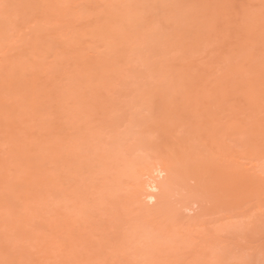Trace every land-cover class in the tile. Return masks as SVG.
Instances as JSON below:
<instances>
[{
  "label": "rangeland",
  "instance_id": "1",
  "mask_svg": "<svg viewBox=\"0 0 264 264\" xmlns=\"http://www.w3.org/2000/svg\"><path fill=\"white\" fill-rule=\"evenodd\" d=\"M179 1L0 0V264H264V125L261 126L264 124V79L260 78H264V71L261 70L264 67V42L254 44L255 48L251 47L254 54L250 45L248 49L244 48L243 53L235 49L231 56L228 53L231 45L229 41L234 43L238 38L235 31L239 30L238 26L246 19L248 23H252L257 20L258 15L259 20L264 23V0H231L236 3L233 5L237 9L227 0L226 5L232 8L224 10L228 11V16L223 13L227 19L220 18L226 23L221 21L222 24L218 25H214L215 19L209 21L210 18L205 17L213 15V10H210V14L206 11L203 16L205 22L206 19L207 23L213 22L206 29V38L211 36L212 41L216 39L214 46L212 41L209 43L211 42L218 55L211 51L208 57L212 59L213 54L218 57L214 62L223 68L224 76L220 72L221 68L220 71H211L213 74H209L208 69L205 72L196 65L199 60L195 58L199 55L201 61L205 56L203 51L206 50L204 46L207 43L204 42V50L200 51L203 56L198 54L197 57H192L197 62H191L198 70H202L195 68L189 72L184 57L181 63L185 65L183 77L178 74L184 70V65L183 69L177 68L178 70L175 68L177 66H173L178 64L177 57L183 55H177L179 51L172 54L171 49L181 51L179 48L182 43L179 45V41L184 36L180 37V33L178 38L173 35L179 40L175 43L176 38L172 36V42H175L171 43L168 41L169 32L177 33V30L183 29L191 35L196 29L200 31L205 27L198 30L199 26H194L195 22L190 23L192 27L188 25L195 21V15L192 14L196 13L194 6L197 4L192 5L191 2L195 4V1L189 0L193 7L188 5V0ZM204 2L206 1L199 0L198 4V7L202 6V11ZM243 2L249 7L247 18L241 9ZM169 3L174 5L168 7L166 4ZM209 3L216 7V2ZM176 5L177 10L174 7ZM181 5L186 8L189 6L188 9L192 10L181 9ZM173 7L175 12L173 11L172 16L177 14L174 23L170 19L173 23L170 24L174 29L183 23L184 26L181 25L182 28L177 27L174 31L170 24L169 27L164 23V33L169 28L166 30L169 44L165 45V41V46H161L165 35H158L161 38L158 42L160 45L157 46L159 39L155 36L154 32L157 31L154 28L161 25L160 22L165 18L164 10L169 11L170 8L172 11ZM224 7L222 6V10ZM183 9L191 13H188L189 16H193L192 21H189L188 15L185 16L188 24L184 22V18L183 21L179 20L185 15ZM177 11L180 12L179 15ZM217 11L219 12L218 9ZM196 17L199 25L201 22L198 23L197 20L201 16L198 18L197 13ZM222 26L223 36L221 33L218 36ZM203 30L200 31L201 34ZM201 34L195 35L196 40L189 35L188 41L193 42V45L198 44ZM206 38L203 40L208 42ZM262 38L264 39L263 35ZM224 42H227L226 46H223ZM174 43L180 47L175 48ZM217 43L220 51L218 48L216 50ZM170 44L172 48H168V51L171 53L165 49ZM157 47L164 49L159 50ZM184 47L182 46L184 55L190 56L191 51L187 54ZM153 51L164 57L161 58L160 54L159 58L155 57ZM167 52L173 55V59L176 56L174 64L173 61L169 65L165 64L167 61L164 58L170 56ZM248 53L250 56H247ZM234 54L237 56L234 57ZM223 55L225 58L220 57ZM154 59L161 60L157 63L162 65V69L156 62L157 67L154 63L151 64ZM219 59L224 62H218ZM235 60L236 63L233 64ZM231 61L232 64H229ZM203 65V68L209 66ZM189 66L192 67L191 64ZM238 66L240 73H243L241 66L244 67L245 79L235 73L239 72ZM225 67L228 68L224 71ZM158 68L167 75L163 76L164 73L159 72ZM258 68V72L263 73L254 81V73H257ZM204 72L209 74L207 78ZM216 72H220L221 76ZM189 73L193 76L188 77ZM184 75L192 78V83H186ZM180 76L184 79L183 85L179 81ZM229 78L232 82L233 78L240 79L244 85L236 81L240 87L236 84V88L231 84L230 88L232 86L234 89L229 93ZM223 81L224 85L222 83L221 86ZM205 83H212L216 94L218 90L219 95L229 93L225 95L229 99H225L223 94V99L220 98L222 102L216 99L221 108L218 103V106L214 104L216 101L212 98L218 94L213 93L211 84L204 85L207 88L205 92L211 93L209 90L212 89L214 96L211 98L209 94H201L200 91L203 93L204 88L198 91L199 94L211 99L202 97V100L194 102L200 96L196 94L198 84ZM245 84L247 88H244ZM169 85L172 88L175 86L173 96L168 93L172 90ZM166 87L170 89L165 90ZM188 89L191 95H188ZM185 96L189 100L187 106ZM166 97L168 102L167 99L164 100ZM163 100L165 104H162ZM208 100L215 102L210 104L211 101ZM190 102L194 103L192 106L201 104L202 107L191 112L192 109L189 110L188 107ZM245 102L250 103L251 106H248L251 109L246 107ZM227 104L234 108H222H227ZM256 105L262 107L259 108L261 111H255ZM215 106L224 112L223 115L239 112L231 114L232 118L227 119V115L225 118L227 121L232 119L233 125L237 124L233 130L238 129L240 132H232L234 138L225 140L226 135L223 139L220 137L219 142L221 139L226 144L223 146L227 148L226 152L230 150L233 155L236 151L235 168L239 167L242 172L250 173L254 179L263 181L260 190L247 187L234 201L229 200L230 197L221 198L212 177L204 176L206 172L210 174V168L219 160L217 156L221 151L216 155L217 151L213 152V149L211 154L214 155L208 154L205 151L207 145H204L203 151L211 155L205 156L198 149L201 146L197 147L198 142L201 140L199 144L204 143V137L210 136L220 124L217 122L221 120L217 118L222 116L218 115L221 111L215 112ZM195 111L199 119L194 118ZM249 112L250 115L247 116ZM212 114L215 116L213 123L210 122ZM203 117L205 121L202 120ZM249 118H253L255 125L250 124L252 120ZM206 119L211 123L209 128L216 124L211 132V129L205 127L208 124L203 123H207ZM159 123L170 124L169 126L172 124V127L176 123L175 126L179 127L174 128L177 130L175 134L172 131L173 134L164 135L165 130L163 133L159 132L163 128L157 129ZM204 127L210 133L200 134L199 132L205 131ZM215 138L212 140L214 143L211 141L208 144L219 146L218 137ZM152 142L158 149L149 148ZM164 144H172L168 146L172 149L163 146ZM174 145L178 150L183 149L189 157L187 159L185 156L188 165L183 170L181 167L180 174H174L176 180L172 175L174 182L172 179L168 182L167 168L164 167L165 171L162 167L163 161L167 162L171 157L173 159L168 163L173 160L178 162V156L177 159L173 156L175 154L171 156L177 150ZM227 145L231 147L228 148ZM162 146L164 149L168 148L170 152L166 149L165 152L170 154L165 156ZM222 152L224 154L225 150ZM231 158L224 155L220 158L221 163L232 161ZM149 184L152 185V190ZM216 196L220 198L217 199ZM224 199L229 204L223 202Z\"/></svg>",
  "mask_w": 264,
  "mask_h": 264
},
{
  "label": "bare ground",
  "instance_id": "2",
  "mask_svg": "<svg viewBox=\"0 0 264 264\" xmlns=\"http://www.w3.org/2000/svg\"><path fill=\"white\" fill-rule=\"evenodd\" d=\"M176 1H177V0H176ZM178 1H179V0H178ZM185 1H186V0H185ZM185 1H184V2L182 1V2L185 3ZM194 1H195V4H193V1H191V2H192V5H196V4H197L196 7L194 6V9L196 8V9H195V12H196V13H195V14H192L193 16L195 15V16H194L195 21H194V20L192 21L193 16H189V14H191V13L186 12V10L188 9V7L190 6V4H189V0H188V2H187L188 5H189L187 8H186L184 5H183L184 7L181 5V6H182V7H180L181 9H182V8H186V10L183 9V11L185 10V11H184V14H185V15L182 14V16H183V15H184V16H183V17H180L181 19H179V18H178V19L181 20V21H183V18H184V19H185L184 22H185V23L187 22V24H188L189 21H192V22H189L188 25H190V23L195 22L194 26H196V25L199 26V29H198V30H200V28H201L202 26H203V28L205 27L204 30H203L202 28H201V30H200V31L203 30L202 34H201L200 31H196L197 29H196V30L194 29L195 32H198V33H197L198 35H197V34H195V35H197V36H199V34L202 35V36H201V37H202L201 40L199 39L200 37H199L198 40H197V41L199 42L198 44L193 45V44H194L193 42H189V41H188V40H190V39H189L190 37H194L193 39L196 40L197 37H195V35H194L195 32H193V33L190 35L189 33H185V30L180 29V30H182L183 32H182V31L180 32V30H177V33H176V32H175V33L171 32V33H173L172 35H171V33L168 31L169 34H170V36H169V34L166 33V32H167L166 30H168L169 28H167V29L165 28V29H166V30H165V33H166V34L164 33L163 28L166 27V24H168V26H169L170 23H172V22L174 23V17H175V15H176L177 13H175L174 17H173L172 15H173V13L175 12V11H174V10H175L174 7H176V10L178 9L177 5L173 7V10H172V11H170V8H169V11H170V12H169L168 10H164V11H165V12H164L165 14H163V15H164L165 18L163 19V21H166V22H163V21L160 22L161 25L158 24V26L154 28V29L157 31V32H154V33L157 34V35L155 34V36H157V38H158V35H165V37H166V36H167V37L169 36V37H168V41L170 40L171 43L175 42V41L172 42V40H174L173 37L176 36V37L178 38V37H179L178 34L180 33V34H181L180 37H181V36H182V37L184 36L185 39H184V38H180V39H181V40H180L181 42L179 41V45H180L181 43H182V44H181V48H179L180 46H178V45L175 44V43H178L177 41H178L179 39L177 40V38L174 37V38H176V39H175L176 42L174 43V45H175L174 47L176 48V46H178V48L181 49V51H182V50H183L182 46H185V47H184V48H185V49H184V50H185L184 52L187 51V52H186L187 54L191 51L190 56L187 55V56H189V58H188L187 56L184 55L185 53H183V51H182V53H181L180 50H175V49H173L172 46H171L172 44H170V47L166 46L165 49H167V51L169 50L168 48H172V49H171V50H173V51H172V54H173L174 52L179 51L180 53L177 52V55H183V56H180V58H179V56H178V57H177V61H176V60H175V59H176V56H174L175 59H173V55H172V54H169L168 52H170V51H168L167 53H168L170 56H172V58H171L170 56L168 57V54H166V56H167L168 58L171 59V60H170V59H168V58H164V60L166 59L165 61H167V62H165L166 65H167L168 63H172L171 61H173V64H174V60H175L178 64L176 63L177 65L174 64L173 66H177V67H175L176 69H177V68H181V69H183L182 67H183L184 64H181V63H182L183 60L186 58L185 61H184V62H185V65H186V64L188 65V67H186V68H188V71L191 72L192 69H195V68H196L197 70L199 69L198 67H195V66H194V63H191L193 60H194V62H197V61H195V59H197V60H199V61L197 62L198 64L196 63V65H197V66L199 65V67L202 68L203 71L205 70V72H206V69H208L207 72H208L209 74H211L213 71H214L213 73H215L216 70H217V71H220L219 68H221V67H219V66H220L219 63H215V62H214V60H217V59H218V57H217L218 55L214 52L215 48H214V50H213V46L215 45V44H214V40H216V39H214V40L212 41V40H211V39H212L211 36H210V38H209V37L206 38V37L208 36V33L206 32V29L210 28V26L213 25V22L207 23V22H208L207 19H206V22H205V17H206V18H210V19H208L209 21L215 19V20H213V21L215 22L214 25H215V24L218 25L219 23L222 24L221 21H222L223 18H222V19H220V18H221V17H224V18H225V14L223 15V13H226V11H227V10H226V11H224V10L227 9V7L229 8L230 5H232V7H234V9H237V7H235V6L233 5V3H235V2H233V1H231V0H229V3L232 2V3H230V5H226V2L228 3L227 0H226V1H223V0H222V1H221V0H218V1H217V0H208L209 2H210V1L212 2V1H213L214 4H215V2H216V7H214L213 4H210L207 0H205L206 2H204V5H203V6H204V7H203L204 9H203V11H202V6H199V7H198L199 0H198V3H197V0H194ZM247 1H248V0H247ZM168 2H169V0H168ZM168 2H167V3H168ZM179 2L181 3V1H179ZM179 2H177V3H179ZM201 2H202V1H201ZM207 2H208V4H209L208 7L205 6V4H207ZM223 2L225 3L226 6L223 5V4H224ZM177 3H176V4H177ZM202 3H203V2H202ZM221 3H223V4H221ZM181 4H182V3H181ZM235 4H236V3H235ZM238 4H239V2H238ZM238 4H237V5H238ZM166 5H167V6L169 5L168 7H170V5H172V4L169 3V4H166ZM173 5H174V3H173ZM173 5H172V6H173ZM185 5H186V3H185ZM192 5H191V6H192ZM219 5H220V6H219ZM240 5H241V4H240ZM240 5L238 6L239 8H240ZM167 6H166V7H167ZM191 6H190V7H191ZM222 6H223V7L225 6V7L223 8V10H222ZM166 7H165V9H167ZM192 7H193V6H192ZM197 7L199 8V12H198V8H197ZM200 7H201V8H200ZM210 7H211V9H208V10H207V8H210ZM212 7H213V8H212ZM219 7H221V8H219ZM232 7H230V8H232ZM241 7H242L241 9H242L243 14H244L245 16L248 15V10H249L248 5H247V4L244 5V2H243V4H242ZM180 8H179V9H180ZM214 8H215V9H214ZM230 8H229V9H230ZM245 8H247L246 11H245ZM194 9H193V11H194ZM217 9L219 10V12L217 11ZM220 9H221V10H220ZM229 9H228V10H229ZM243 9H244V10H243ZM188 10H192V9H188ZM210 10H213L214 14H215V13H216V14L219 13V14H217V16H219V19H218V18L216 19V17H217L216 15L214 16V14H213V15L210 14V13H211ZM214 10H215V11H214ZM173 11H174V12H173ZM179 11H180L181 13H183L181 10H179ZM179 11H177V12H178V15L180 14ZM201 11H202V12H201ZM204 11H205V12H204ZM206 11L209 12L210 16H209V15H207L208 17L205 16L206 13H207ZM229 11H230V10H229ZM235 11H236V10H235ZM168 12H169V13H168ZM191 12H192V11H191ZM167 13H168V15L171 14V15H170L171 17L168 16ZM186 13H187V14H186ZM188 13H189V14H188ZM197 13H198V18L201 16V18H199V20H197L198 23L201 22V23H199V25H198L197 22H196V19H197L196 14H197ZM201 13H202V14H201ZM220 13H221L222 16L220 15ZM227 13H228V11H227ZM227 13H226V15H227ZM230 13H231V11H230ZM249 14H250V13H249ZM178 15H177V16H178ZM187 15L189 16L188 18H190V20L188 19L189 21H186V17H187ZM199 15H200V16H199ZM211 15H212V18H211ZM244 15H243V17H244ZM166 16H167V17H166ZM185 16H186V17H185ZM203 16H205V17L203 18ZM227 16H228V15H227ZM227 16H226L225 19H227ZM249 16H250V15H249ZM256 16H257V17H256ZM256 16H255V17H256V19L258 20V22H257V20H254V22L252 21V23H251V21H250V22L248 23V22H247V19H246L245 22L243 21L244 23H243L241 26L239 25L240 28H241L242 30H241V29L239 28V26H238V29H239V30L235 31V35L238 36V38H236V40L234 41V43L231 42V41H229V44H231V45H229V49H228V53H230V54H229L230 56H231L233 53H235V52L232 53V50H234V49H235V50H238V51H241V53H243L245 49H248V48H249V45H250V48H251V47H252V48H255V46H253L254 44H255V45H259L260 43L264 42V39L262 38V35L264 36V34H263V33H264V27H263V28L261 27L264 23L262 24L261 20H259V18H258V15H256ZM160 17H162V15H161ZM191 17H192V18H191ZM168 18H169V20L172 19L173 21H172V20L169 21ZM176 18H177V17H176ZM202 18H203V19H202ZM246 18H247V16H246ZM253 18H254V17H253ZM253 18H252V19H253ZM200 19H201V20H200ZM244 19H245V18H244ZM254 19H255V18H254ZM176 20H177V19H176ZM203 20H204V21H203ZM216 20H217V23H216ZM171 21H172V22H171ZM219 21H220V22H219ZM259 21H260L261 23H260ZM262 21H264V20H262ZM175 22H178V21H175ZM204 22H205V23H204ZM222 22L226 23L225 20L222 21ZM246 22H247V23H246ZM256 22H257V23H256ZM164 23H166V24H164ZM173 23H172V24H173ZM206 23H207V25H208L209 27L206 25ZM224 23H223V24H224ZM245 23H246V24H245ZM172 24H170V26H172ZM177 24H179V23H177ZM183 24H184V23H183ZM183 24H180V26L182 25V27H183V26H184ZM201 24H203V25H201ZM258 24H259V26H258ZM159 25H160L162 28H161ZM200 25H201V26H200ZM163 26H164V27H163ZM170 26H169V27H170ZM174 26H175V24H174ZM180 26H177V27H178V28H182V27H180ZM186 26H187V25H186ZM194 26H193V28H194ZM206 26H207V28H206ZM243 26H244V27H243ZM177 27H175V28L178 29ZM190 27H192V26L190 25ZM223 27H224V26L221 27L222 29L219 28V29H220V30H219L220 32L218 31V33H217L218 36H219V35L221 36V34H222V36H223V33H221V32H223V30H224ZM158 28L162 29L163 31H162V30H161V31L158 30ZM171 28H173V30L176 31V29H174L173 26H172ZM195 28H197V27H195ZM154 29H153V30H154ZM190 29H191V28H190ZM262 29H263V32H261ZM207 31H208V30H207ZM160 32L163 33V34H161ZM182 33H183V34H182ZM184 33L187 34V38L185 37ZM220 33H221V34H220ZM167 34H168V35H167ZM204 34H205L206 36H205ZM173 35H174V36H173ZM189 35H190V37L188 38ZM150 36H152V34H151ZM153 36H154V35H153ZM155 36H154L153 38H155ZM172 36H173V37H172ZM165 37H164V38H165ZM167 37L165 38L166 40H165L164 38H162L163 41L161 40V41H162V42H161V43H162L161 46L164 45L163 42H165V41L167 42V43H165V45H166V44H167V45L169 44L168 41H167ZM171 37H172V38H171ZM204 37L206 38V40L208 39V42L203 40ZM160 38H161V37L159 36V38H158L159 40H158V39H157L158 41L156 40V41H157V46L160 45V43H158V42L160 41ZM169 38H171V39H169ZM182 39H183V42H184V43L182 42ZM186 39H187V40H186ZM184 40H186V41H184ZM237 40H238V41H237ZM200 41H202V42H200ZM209 41H212V42H213V43H212L213 46L210 44L211 42L209 43ZM258 41H259V42H258ZM185 42H186V43L188 42V44H186ZM204 42L207 43V44L205 43L207 47L204 46V48H205L206 50L209 49L210 51L208 50V52H207L206 50L203 49L202 46L205 45V44H203ZM215 42H217V41H215ZM232 43H233V44H232ZM184 44H185V45H184ZM191 44H192V45H191ZM200 44H202V45H200ZM208 44H209V45H208ZM226 44H227V42H226V43L224 42V43H223V46H224V45L226 46ZM165 45H164V46H165ZM198 45L200 46V48H199ZM210 45H211V47H208V46H210ZM218 45H219V44L217 43V44H216L217 47L215 46V47H216V50H217V48H218V50L220 49V48L218 47ZM263 45H264V44H263ZM161 46H160V47H161ZM187 46H189V47H187ZM195 46L197 47L198 50L196 49ZM186 47H187V48H186ZM256 47H257V46H256ZM158 48H159V47H157V49H158ZM190 48H191V49H190ZM193 48H194V49H193ZM207 48H208V49H207ZM244 48H245V49H244ZM252 48H251L250 50H251V52L254 54L255 51H253ZM160 49H161V48H159V50H160ZM162 49H164V48H162ZM162 49H161V50H162ZM186 49H187V50H186ZM189 49H190V50H189ZM201 49L204 50V51H203V53L205 52L204 54H203L202 52H200V51H202ZM211 49H212V50H211ZM159 50H157V51L159 52ZM193 50H194V52H193ZM257 50H258V49H257ZM154 51H155V50H154ZM154 51H153V52H154ZM157 51H156V52H157ZM196 51H197V54H196ZM211 51H213L214 54L217 55V56H215V57H217V58L214 57V54H213V55L211 54V55L213 56L212 59H210V57H208V54H209V52H211ZM219 51H220V50H219ZM242 51H243V52H242ZM246 51H249V50H246ZM156 52H154L155 55H154V54H152V55H154L155 57H157L159 54L161 55V53H157V54H156ZM165 52H166V51L164 50V53H165ZM217 52H218V51H217ZM251 52H250V54H251ZM164 53H162V54H164ZM170 53H171V52H170ZM178 53H179V54H178ZM201 53H202L203 55H205V56L207 55V57L204 56L203 58H201V61H203L204 58H206V59H205L201 64H199L201 61H200V59H199V55H198V54H200V56L202 57L203 55H202ZM231 53H232V54H231ZM246 53H247V52H246ZM246 53H244V55H245ZM263 53H264V52H262V55L264 56ZM139 54H140V53H139ZM174 54H176V53H174ZM253 54H251V55L253 56ZM164 55H165V54H164ZM197 55H198V58H195V57H197ZM220 55H221V54H220ZM244 55H243V56H244ZM139 56H141V54H140ZM161 56H162L161 58L164 57L163 55H161ZM194 56H195V57H194ZM209 56H210V55H209ZM226 56H227V55H226ZM236 56H237V55L234 54V57H236ZM247 56H250L249 53H248ZM159 57H160V56H158V58H159ZM184 57H185V58H184ZM192 57L195 58V59H192ZM220 57H224V55H223V56H220ZM153 58H154V57H153ZM161 58H160V59H161ZM178 58H179V59H178ZM214 58H215V59H214ZM224 58H225V57H224ZM224 58H223V59H224ZM226 58H228V57H226ZM245 58H247L246 55H245ZM249 58H250V57H249ZM155 59H156V58H155ZM155 59L152 60L153 62L151 61V64L154 63V66H155L156 64L158 65L159 63H157V62L160 60V59H157V61H156ZM167 59H168V60H167ZM182 59H183V60H182ZM190 59H192V60H190ZM223 59H219L218 62H220L221 60H222V61H221L220 63L224 62L225 59H224V61H223ZM243 59H244V58H243ZM161 60H162V59H161ZM161 60H160L159 62H161ZM169 60H170V62H168ZM179 60H180V62H178ZM207 60H209V61H207ZM212 60H213V62H212ZM240 60L242 61V59H240ZM186 61H187V62H186ZM206 61H207V62H206ZM246 61H247V60H246ZM155 62H156V64H155ZM237 62H238V61H237ZM247 62H248V61H247ZM249 62H250V61H249ZM249 62H248V63H249ZM179 63L181 64L180 67H178V66H179ZM208 63H209V64H208ZM211 63L214 64V66H215V65H217V66L213 67V66L211 65ZM235 63H236V60L233 62V64H235ZM162 64H164V63H163V60H162ZM189 64H191V66H192L191 68H189V67H190ZM192 64H193V65H192ZM202 64H204L203 66H207V65H209L208 67H211V66H212V68H208V67H206V68L204 67V68H203V67H202ZM206 64H207V65H206ZM229 64H232V61H231V63L229 62ZM168 65H169V64H168ZM185 65H184V70H181V69H180V70L182 71L181 74H178V73H179L178 71L176 72L178 75H182V73L185 72ZM187 65H186V66H187ZM210 65H211V66H210ZM244 65H245V64H244ZM158 66H159V65H158ZM229 66H230V65H229ZM245 66H246V65H245ZM155 67H157V66H155ZM155 67H154V69H156ZM161 67H162V65L159 66L160 69H162ZM216 67H218V68L216 69ZM231 67H232V66H231ZM159 68H158L159 72H162V70H160ZM164 68H165V66H164ZM226 68H228V67H225V68H224V71H225ZM233 68H234V66H233ZM238 68H239V66H238ZM241 68H242V71H241V72H243V73H240V68H239V70H238L239 72H235V73H238V74H239L238 77H239V76H242L241 79H245V77L243 78V76L245 75L244 72H246V71H243V68H244L243 66H241ZM260 68H262V66H261ZM260 68H258L257 73H254V74H255V77H254V75H253V77H254V81L257 79L256 77H258V76L260 77L261 74L263 73V72H258V71L260 70ZM176 69H175V71H176ZM190 69H191V70H190ZM202 69H201V70H202ZM211 69H212V70H211ZM165 70H166V69H165ZM177 70H178V69H177ZM201 70H198V71H201ZM222 70H223V68H221V71H220V72H222ZM231 70H232V69H231ZM235 70H236V69H235ZM261 70L264 71V67H263ZM153 71H155V70H153ZM156 71H157V69H156ZM186 71H187V70H186ZM209 71H210V72H209ZM211 71H212V72H211ZM167 72H168V71H167ZM169 72H170V70H169ZM205 72H204V73H205ZM220 72H219V73L216 72V73H217V74H220ZM228 72H229V70H228ZM162 73H164L163 76L167 75V74L165 73L164 70H163ZM174 73H175V72H174ZM187 73H188V72H187ZM187 73H185V75H186ZM213 73H212V74H213ZM258 73H260V75H257ZM160 74H161V73H160ZM160 74L158 73V75H160ZM168 74H169V73H168ZM205 74H206V73H205ZM209 74H206V75H205V78H207V77H208L207 75H209ZM217 74H214V75L219 76V75H217ZM221 74L223 75L224 72H222ZM221 74H220V76H221ZM225 74H227V73H225ZM240 74H241V75H240ZM161 75H162V74H161ZM185 75H184V77H185L184 79L187 78V77H186L187 75H186V76H185ZM191 75H192V73H189V74H188V77H190ZM203 75H204V74H203ZM230 75H232V74H230ZM230 75H229V76H230ZM235 75H236V74H235ZM172 76H173V75H172ZM175 76H176V75H175ZM192 76H193V75H192ZM192 76H191V77H192ZM212 76H213V75H212ZM212 76L209 77V79H208L209 82H210V80H211L210 78H211ZM223 76H224V75H223ZM236 76H237V75H236ZM236 76H235V77H236ZM180 77H181V76H180ZM182 77H183V75H182ZM182 77L179 78V81H181L180 83H182V85H183V81H184V79H182ZM230 77H231V76H230ZM251 77H252V76H251ZM253 77L251 78L252 80H253ZM263 77H264V76H263ZM171 78H172V77H171ZM214 78H215V76H214ZM222 78H223V77H222ZM231 78H232V77H231ZM248 78H249V77H248ZM255 78H256V79H255ZM260 78H261V79H264V78H262V77H260ZM260 78H258V79H260ZM180 79H182V80H180ZM187 79H188V80H187ZM187 79H186L187 81L185 80L186 83H187V82L192 83V82H190V80H191L192 78H187ZM217 79H218V77H217ZM225 79H227V78H225ZM229 79H230V78H229ZM249 79H250V78H249ZM176 80H178V79H176ZM218 80H221V79H218ZM218 80H217V81H218ZM223 80H224V79H223ZM230 80H231V79H230ZM239 80H240V79H239ZM239 80H236L235 78H233V82H232V80H231L230 83H227V84H229V85H227V84L225 83V85H227V87L229 86V90H228L229 93H230V90L232 91V90L234 89L233 87L236 86V88H237V85H238V87H240L239 85H240L241 83L244 85V82H241V81H239ZM246 80H247V78H246ZM252 80L250 81L251 83L253 82ZM213 81H214V80H213ZM227 81H229V80H227ZM236 81H238V83H240V84H237ZM256 81H257V80H256ZM177 82H178V81H177ZM214 82H215V81H214ZM219 82H220V81H219ZM234 82H235V83H234ZM180 83H179V84H180ZM222 83H223V85H224V81L220 83L221 86H222ZM245 83H246V81H245ZM251 83H250L249 86H251ZM253 83H254V82H253ZM253 83H252V85H253ZM179 84H178V85H179ZM208 84H209V85L211 84V87H213V86H212V85H213L212 83H205V84H203V85H199V84H198V86H199L200 89H199V88L196 89V90H197V91H196V94L200 95L198 91L203 90V89L205 88V89L203 90V93L200 91L201 94L205 95L204 93H206L205 90L207 89L206 86H207ZM231 84L233 85V87L231 86V88H230V85H231ZM236 84H237V85H236ZM246 84H247V83H246ZM246 84H245V87H244V88H247V87H246ZM256 84H257V83H256ZM262 84H264V83H262ZM204 85H206V86H204ZM209 85H208V86H209ZM234 85H235V86H234ZM254 85H255V84H254ZM169 86H170V85H169ZM179 86H181V85H179ZM185 86H187V85H185ZM203 86H204V87H203ZM215 86L218 87V84H216ZM221 86L219 85V87H221ZM259 86H260V85H259ZM170 87L172 88V86H170ZM170 87H169L168 89H167V87H166L165 90H166V89L169 90ZM177 87H178V86H177ZM181 87H182V86H181ZM217 87H215V88H217ZM242 87H243V86H242ZM178 88H180V87H178ZM223 88H225V87L223 86ZM232 88H233V89H232ZM257 88H260V87H257ZM174 89H175V86H174V88H172L173 91H172V90H169L168 93H171L170 96H173V95H172V92L174 93ZM208 89H210V87H208ZM212 89H214V87H213ZM212 89L209 90L211 93H206V94H209V96H210L211 98L214 96L213 93L216 92V91H215L216 89H214V90H213V93H212V91H211ZM218 89H219V88H218ZM225 89H226V88H225ZM227 89H228V88H227ZM252 89H253V88H252ZM214 91H215V92H214ZM218 91H219V92H217V94L220 93V90H218ZM224 91L227 92V90H224ZM249 91H250V90H249ZM188 93H189L188 95H191V92L189 91V89H188ZM221 93H222V92H221ZM223 93H224V92H223ZM223 93H222V94H223ZM229 93H228V94H229ZM184 94H185V93H184ZM212 94H213V95H212ZM217 94L215 93V95H217ZM222 94H220V95L222 96ZM228 94L226 93L225 95H228ZM186 95H187V94H186ZM203 95H200V96L196 97V98H198V99L195 98L194 102H195L196 100H200V99L202 100V99L204 98ZM220 95L218 94L217 97L214 96L212 99H214L215 101H216V99H217V101H218L220 98L223 99V97L225 96V95L223 94L224 96L220 97ZM205 96H206V95H205ZM209 96H207V97H209ZM202 97H203V98H202ZM207 97L204 98V99L207 100ZM210 97H209V98H210ZM171 98H172V97H171ZM185 98H187V103H186V106H187V105L189 104V100H188V97L185 96ZM189 98H190V96H189ZM211 98H210V99H211ZM227 98H228V96H225V99H227ZM246 98H247V97H246ZM166 99H167V101H166ZM228 99H229V98H228ZM248 99H250V98H248ZM164 100H165L166 102L169 101L167 97H166ZM164 100H163V101H164ZM181 100H182V99H181ZM192 100H193V99H192ZM214 100H212L213 102H212L211 100H208V101H211V102H209V103L212 104V103L215 102ZM246 100H247V99H246ZM163 101H162V104H163V103L165 104V101H164V102H163ZM217 101H216L214 104H217V103H218ZM219 101L222 102L221 99H220ZM192 102H193V101H192ZM192 102H190V105L188 106V107H189V110L192 109V110H190L191 112H193V110H196V111H197V110H199L200 107H202L201 104H199L198 106H197L196 104H195L196 106H195V105L192 106V104H194V103H192ZM196 102H197V101H196ZM220 102L218 103L219 106H218V104H217V106H218L219 108H221ZM249 102H250V101H249ZM249 102H248V103L245 102L246 107H247L248 105H250ZM200 103H201V102H200ZM207 103H208V102H207ZM252 103H253V102H252ZM252 103H251V104H252ZM222 104H223V103H222ZM253 104H254V103H253ZM259 104H260V103H259ZM228 105H229V104H227V108H226V107H222V108H225V110H228V109L234 108L233 105H230V106H228ZM190 106H191V107H190ZM199 106H200V107H199ZM217 106H215L216 108H215L214 111H215V112H217V111L220 112V111H221V113H218V112H217V113H218V115L221 114L222 116H221V115H219V116H221L222 118H221V117H220V118L218 117L217 120L220 119L222 122H221V121L217 122V123H220V124L217 125L215 128H214V126H215L216 124H214V126H211L212 128H209V127H210V124L213 123V122L215 121V120H214V119H215V116L212 114V115H211V119L208 117V119H210V122H211V123L209 124V122H208L209 120H207V119H206V122H207V123H205V122H203V123H204V125H207V124L209 125V126L207 125V126H205V127H206V128L208 127V128H207L208 130L211 129V130H209L210 132H211L212 129L214 128L215 131H213V133H212V134H214V137H212V136H213L212 134H210V136H208V137L205 136V137H204V143H205V141L210 140L209 137H212V138H211L210 141H207V144H206V143H205V144H204V143H201V144H203V145L199 144V142H200L201 140H200V141L198 140L199 142H198L197 147H198V146H201V148L198 147V149H199V151L201 150V151H200V152H202L201 154H205V156H211V155H214V154H211V153H212L211 151H212L213 149H214L213 152H216V151H217V152H216V155H218V153L221 151V152L219 153V156H217V159L219 158V160H218L219 162L217 161L216 164H213V165H212V168H210V169H211V170H210V171H211L210 174H208L209 172H206L208 175H207V174L204 175V174H205V172H204L203 175H204V176H207V177H209V176L212 177L211 180H212L213 184L216 185L215 187H216L217 190L219 191L218 194H219V196H220L221 198H223V197H228V198H229V197H230L229 200L232 199V200L234 201L236 198H238V197L241 195L242 190L245 189V188H247V187H250L251 189L253 188V189H255L256 191H257L258 189L260 190V189H261V186L263 185V184H262L263 181L261 180V182H260V181H259L260 179H259V180L254 179V176H252L250 173H245L244 171L242 172V170H241L239 167H236V168L234 167V164H236V162H235V161H236V159H235V155H236L235 153H236V151H235V153H234L233 155H232V153H231L230 150H227V152H226V149H227V148H223V146L226 145V144H225L224 142H223V143H224V144H223V143L221 142V139H220V142H221L223 145L220 144V142H219V138L221 137V138L223 139V137H224L225 135H226V137H224L225 140H226V138H234V134H235V132L238 131V129L235 130V131H234L233 129L235 128V126H236L237 124L234 126V125H233V122H231L232 119L229 120L230 122L227 121V119H228L229 117L232 118L230 115H231V114H234L235 111L231 112L229 115H228V114L223 115L224 112L222 113V110H219ZM250 106H251V105H250ZM256 106H257V105H256ZM256 106H254V107L256 108ZM192 107H193V108H192ZM195 107H196V108H195ZM198 107H199V108H198ZM229 107H230V108H229ZM246 107H244V108H246ZM252 107H253V106H252ZM194 108H195V109H194ZM247 108H248V109H251L249 106H248ZM255 108H254V109H255ZM259 108H262V107H260V106L258 107V106H257V108L255 109V111H257V109H258V112L261 111V109L259 110ZM252 109H253V108H252ZM200 110H201V109H200ZM223 110H224V109H223ZM196 111H195L194 114L192 113V114L194 115V118H195V117L198 118V116L195 115V114H196ZM198 112H199V111H198ZM253 112H254V111H253ZM199 113H200V112H199ZM235 113L238 114L239 112H238V113L235 112ZM201 114H202V111H201ZM203 114H204V113H203ZM214 114H215V113H214ZM236 114H235V116H236ZM205 115H206V114H205ZM218 115H217V116H218ZM226 115H227L228 117H227ZM249 115H250V112H249V114H248L247 116H249ZM212 116H214V117H212ZM225 116L227 117V119L225 118ZM204 118H205V117H203V119H202L203 121H205ZM206 118H207V116H206ZM236 118H237V116H236ZM198 119H199V118H198ZM222 119H225V121L223 122ZM249 119L252 120L250 124L253 125L254 123H256L255 121L253 122V118H249ZM261 119H262V118H261ZM212 120H213V121H212ZM250 120H249V121H250ZM254 120H255V119H254ZM195 121H196L195 124L197 125V119H195ZM226 121H227V122H226ZM235 122H236V121H235ZM235 122H234V123H235ZM192 123H194L193 120H192ZM175 124H176V123H175ZM175 124H173V127H172V124H171V126H169L170 124H169V125H168V124H167V125H165V124L163 125V124H160V123H159V124H157V129H158V128H159V129H160V128H163L162 131H161V130H160V131L158 130V131L163 133V131L165 130L166 132H164V135H166V134H170V133L173 134L172 131H174V134H175V130H176V129H174V128L177 126V125L175 126ZM192 125H193V124H192ZM254 125H255V124H254ZM262 125H264V124H261V126H262ZM162 126H163V127H162ZM170 127H171V128H170ZM177 127H179V126H177ZM177 127H176V128H177ZM205 127H204V129H205ZM172 128H173V129H172ZM157 129H156V130H157ZM166 129H167V130H166ZM196 129H198L197 126H196ZM204 129H203V130H204ZM240 129H241V127H240ZM168 131H169V132H168ZM176 131H177V130H176ZM198 131H199V130H198ZM206 131H207V130L205 129V131H202V132H199V133L201 134V133L204 132V135L210 133L209 131H208V132H206ZM167 132H168V133H167ZM205 132H206V133H205ZM232 132H233L234 134H233ZM238 132H240V131H238ZM162 133H161V134H162ZM225 133H227L228 136H227V134H225ZM229 133H230L231 135H229ZM161 134H160V135H161ZM237 134H238V133H237ZM216 136L218 137V139H217V140H218V143H219L218 145L221 146V147L217 146L216 143H215L216 146L211 145V144H208V142H211ZM229 136H230V137H229ZM206 137H207V140H205ZM202 140H203V137H202ZM214 140H216V138H215ZM152 141H153V140H152ZM222 141H224V140H222ZM153 142H154V141H153ZM153 142L150 143V145H149L150 147H149V148H151V149L154 148L153 150L158 149V148L155 147V144H154ZM212 142H213V141H212ZM215 142H216V141H215ZM213 143H214V142H213ZM173 144H174V143H173ZM175 144H176V143H175ZM178 144H180V143H178ZM152 145H153L154 147H153ZM171 145H172V144H171ZM171 145L168 144V146H171ZM180 145H182V144H180ZM180 145L178 146L179 148H180ZM204 145L209 146V147L206 146L207 150L205 149V151H207V153L209 152L211 155H208L209 153L207 154V153H205V152L203 151V149L205 148ZM210 145H211V146H210ZM163 146H165V144H164ZM163 146H162V147H163ZM168 146H165V147H168ZM175 146H176V145H174V148H176L177 150H174V148H173V150L175 151V153L172 152V153H171V156H172V154H175V155H173V156H175V158L178 156V162H177V161L175 162V160H173V161H172L173 163H172V162H171V163H168V161H171V159H173V157H171L170 160H168L167 162L163 161V165H164V166H163L162 168H163L164 170H165V168H167V174H168V175H167V178L169 177V179H167L168 182H171L170 180H171L173 177H174L173 179L176 180V179H175V176H176V175L174 176V174H175V173L178 174V173H179V170L181 169V167H182L181 170H183V167H185V166L188 165V163H187L185 160H186V157H187V159H188L189 157L186 155V153L183 151V149H182V151H181V150H178L177 146H176V147H175ZM213 146H214L215 148H214ZM227 146H228V145H227ZM212 147H213V148H212ZM224 147H225V146H224ZM229 147H231V146H228V148H229ZM168 148H169V147H168ZM168 148H167V149H168ZM216 148H217L218 150H217ZM160 149H161V148H159V151H158V150H157V151L160 152ZM165 149H166V148H165ZM165 149H164V147L161 149V150H163L162 153H166V152H165ZM167 149H166V151H169V152H170V150L172 149V147L169 148L170 150H167ZM209 149H211V150L209 151ZM222 150H225V153H226V154H225V153L222 154V153H223ZM177 151L180 152V153H177ZM229 151H230V152H229ZM169 152H167V153L170 154ZM181 152H183V153H181ZM162 153H159V154L162 156ZM167 153L165 154V156L168 155ZM176 153H177V154H176ZM229 153H231V154L229 155ZM224 155H225V156L228 155L229 158H231V155L234 156V157H233V159H232V158L230 159V160H232V161H229V160H228V161L225 162V163H221L222 159H220V158H223ZM165 156H164V159H165ZM169 156H170V155H169ZM169 156H168V158H169ZM183 156H184V158H183ZM185 156H186V157H185ZM203 156H204V155H203ZM162 159H163V158H162ZM176 159H177V158H176ZM234 159H235V160H234ZM165 160H166V159H165ZM183 160H184V161H183ZM233 160H234V161H233ZM180 161H181L183 164H182ZM223 161H224V160H223ZM174 162H175V163H174ZM179 162H180V163H179ZM230 162H233V163H230ZM166 163H167V164H166ZM169 164H170V166H171L170 168H169ZM177 164H178V165H177ZM184 164H186V165H184ZM174 165H175V167H174ZM176 165H177V166H176ZM182 165H183V166H182ZM179 166H180V167H179ZM164 167H165V168H164ZM176 167H177V168H176ZM172 168H173V169H172ZM176 169H177V170H176ZM237 169H238V170H237ZM239 169H240V170H239ZM160 170H162V169H160ZM164 170H163V171H164ZM181 170H180V171H181ZM165 171H166V170H165ZM170 172H171L172 174H169ZM179 174H180V173H179ZM172 175H173V177H172ZM179 176H180V175H179ZM179 176L177 175V177H179ZM173 179H172V182H174ZM263 183H264V182H263ZM170 184H171V183H170ZM149 185H150V184H149ZM167 185H169V184H167ZM150 187H151V188H150ZM150 187H149V188L152 190V185H150ZM154 187H155V186H154ZM262 187H264V186H262ZM144 189H145V188H144ZM151 190H149V191H151ZM149 191H148V192H149ZM144 192L146 193V190H144ZM144 192H143V193H144ZM148 195H150V194L148 193ZM153 195H154V194H153ZM153 195H152V196H153ZM145 196H146V195H145ZM219 196H216V198L219 199V198H220ZM149 199H150V198H149ZM226 200H227V199H226ZM226 200L224 199L223 202H225L226 204H229V202L227 203L228 200H227V201H226ZM225 203H224V204H225ZM230 203H231V202H230ZM162 207H163V206H162Z\"/></svg>",
  "mask_w": 264,
  "mask_h": 264
}]
</instances>
